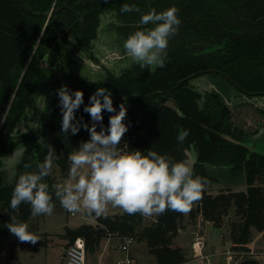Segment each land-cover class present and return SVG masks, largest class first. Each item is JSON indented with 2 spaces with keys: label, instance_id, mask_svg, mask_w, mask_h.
<instances>
[{
  "label": "trees",
  "instance_id": "1",
  "mask_svg": "<svg viewBox=\"0 0 264 264\" xmlns=\"http://www.w3.org/2000/svg\"><path fill=\"white\" fill-rule=\"evenodd\" d=\"M16 1L34 12H46L63 4L68 6L51 16L36 15L9 0H0V155L22 142L61 128L57 89L62 84L82 90L84 103L89 102L90 94L97 87H107L117 110L121 102L127 105L125 121L129 127L121 137L123 151L138 148L146 152L151 148L181 160L188 157L187 150L194 145L197 153L194 174L205 177L207 183L200 198L189 207L190 218L201 215L215 226H223L232 242L231 249L237 253L248 252L247 243L254 232L263 231L264 235V153L246 145L220 93L203 95L191 83V78L182 79L191 74L208 73L222 76L239 92L264 94V0ZM125 2L137 5L140 11L122 12L120 8ZM173 5L179 10L181 24L169 39L163 66L141 68L134 63L120 75L108 70L106 77L97 81L67 69L66 63L75 47L92 51V40L98 35L105 10L119 11L117 15L126 21L128 36L137 28L145 27L138 24L142 13ZM81 14L82 21L78 20ZM69 26L71 29L61 37ZM210 68L214 71L209 72ZM42 83H47L55 93L52 118L36 129L17 132L35 88ZM102 112L103 124L107 126L112 113ZM76 117H83L84 121L90 115L81 105ZM185 129L188 135L180 142L177 135ZM88 138L89 132L83 128L76 134L58 137L44 149L28 148L17 177L22 172L38 171L37 164L43 162L49 144L55 153H68ZM216 166H222L224 175L230 178L243 175L246 189H226L215 194L208 191L209 183L218 178L212 174ZM44 180L53 193L54 209H60L59 199L54 195L55 179L49 173ZM15 182L4 185L0 172V236L11 233L6 224L12 216L28 223L32 215L29 203L22 202L17 209L10 207ZM147 216L125 211L100 215L97 216L99 225L67 226L64 234L72 242L77 236H83L90 255L97 251L103 236L117 235L145 240L156 257L153 264H184L186 254L180 246H173V242L184 226L185 213L166 208L145 223ZM101 226L107 230L98 232ZM241 256L250 257L247 253Z\"/></svg>",
  "mask_w": 264,
  "mask_h": 264
},
{
  "label": "clouds",
  "instance_id": "2",
  "mask_svg": "<svg viewBox=\"0 0 264 264\" xmlns=\"http://www.w3.org/2000/svg\"><path fill=\"white\" fill-rule=\"evenodd\" d=\"M120 10L140 11L137 5L127 2ZM178 11L173 5L142 13L138 24L145 27L137 28L124 39L123 48L141 68L164 65L169 39L181 24ZM57 95L62 113L61 130L76 134L83 126L89 132V138L69 154L70 179L54 186V195L65 209H84L90 215L100 216L106 214L110 202L129 214L152 215L163 213L166 208L187 212L191 203L200 198L207 179L194 174V155L174 160L167 153L151 148L146 152L138 148L131 151L120 148L121 137L129 127L125 121L127 105L121 102L117 110L107 87H97L88 103H84L82 90L71 89L67 84L57 89ZM81 105L93 121L90 125L83 117H76ZM102 110L112 113L107 126L103 124ZM187 135L185 129L178 133L177 140L183 142ZM54 155L55 150L49 144L43 162L37 164L38 171L18 175L9 202L12 209L24 202L30 204L32 215L53 212V193L44 177L50 173ZM10 219L6 226L19 240L35 243L40 239L29 231L26 222L15 216Z\"/></svg>",
  "mask_w": 264,
  "mask_h": 264
},
{
  "label": "rangeland",
  "instance_id": "3",
  "mask_svg": "<svg viewBox=\"0 0 264 264\" xmlns=\"http://www.w3.org/2000/svg\"><path fill=\"white\" fill-rule=\"evenodd\" d=\"M118 13L119 11L116 9H107L101 14L98 35L92 40V51L79 46L75 47L66 63V67L70 72L97 81L105 78L108 70L120 75L126 67L136 63L123 48V41L127 37L126 26H124L126 25V21L122 20L117 15ZM191 83L203 95L214 91L220 93L222 99L229 107V117L234 125L243 133L242 136L245 137L244 142L246 145L253 150L264 153V131H261L264 129V94L248 95L239 92L222 76L208 73L192 77ZM54 99L55 93L47 83L38 85L28 102L22 119L18 123L17 132L31 131L32 129H36L43 121L52 118ZM203 103L202 99L201 104L203 105ZM120 148L122 149V147ZM72 151L74 150L68 151V153H55L54 155L50 173L55 179L56 184L64 183L70 179L69 168L71 161L69 154ZM214 169L212 174L218 178L216 181L209 183L208 191L215 194L220 190L243 189V175L230 178L224 175L225 171L222 169V166H216ZM213 175L211 176L213 177ZM229 185L232 186L230 187ZM120 212H124L122 208L113 206L110 202L108 203L106 213ZM188 213L189 210L187 211ZM40 216H44V218L41 217L40 219ZM152 216L153 214L148 215L145 223H148L152 219ZM199 217L203 218L199 215L195 219H191V223L187 221V218L184 219L182 222L184 226L180 228L178 235L174 238L173 246H184L180 247L183 248L187 257L191 255L188 252V249H191L190 243L192 244L200 240L202 249L205 244L202 240L203 238L200 237L204 226L199 225L198 220L201 222ZM92 219L93 217L84 209L70 211L62 205L60 209H53L50 215H32L27 223L29 231L35 232L40 230L39 234H36L40 239L35 243L21 241L18 238L11 241L9 236L13 235L12 233L3 234L0 236V249L2 245H5L7 256L0 253V264H65L61 254L62 252L65 253L72 241L64 234L66 227L69 226H64V224L66 221L70 222V228H76L85 223L92 224L93 226L99 225L98 219L97 222L90 223ZM185 223L191 224V228L188 227L186 229ZM199 226L202 228H199ZM217 227H220L216 234L219 237L215 238V234L212 233L211 229H208L209 233L206 236L207 250L213 252L211 256L205 259L206 257L202 254L200 258L203 259L193 258L189 264H239L235 261L236 259L232 256V253V255L229 252L227 253L230 246L226 232H224L225 228L223 226ZM196 230L199 231L197 232ZM252 239L251 252L247 255L252 256V252L258 254L260 264H264V235H260L259 237L253 235ZM104 244L105 238L101 242L102 246ZM118 244L121 245L120 239L114 237L109 244V253H118ZM130 244L131 254L137 260L136 264H153L155 262V254L151 251L145 240L137 241L133 238ZM102 246L99 245L94 255H90L87 251V264H96L98 259L97 254L103 251ZM243 254L246 255V253ZM197 256L199 255L197 254ZM122 257L120 253L115 257H111V260L116 264L117 260Z\"/></svg>",
  "mask_w": 264,
  "mask_h": 264
},
{
  "label": "water",
  "instance_id": "4",
  "mask_svg": "<svg viewBox=\"0 0 264 264\" xmlns=\"http://www.w3.org/2000/svg\"><path fill=\"white\" fill-rule=\"evenodd\" d=\"M17 5H19L20 7H22L23 9H25L27 12L32 13V14H48L49 16L53 15L55 12H57L58 10H60L61 8L68 6L67 4H63L61 6L58 7H53L51 8L49 11L46 12H34L28 8H25L24 6H22L21 4H19L16 0H9ZM78 20H84V15L81 14L80 19ZM71 29V26H69L64 33L61 35V37H63L69 30ZM209 72L214 71V69L210 68L208 69ZM195 74H191L187 77H185L182 80L185 79H190L192 77H194ZM226 77H228L232 82L233 79L231 77H229L228 75H225ZM234 85L236 87H238V85L233 82ZM239 88V87H238ZM84 122H87L89 125L91 123H93V121L91 120V118L84 120ZM84 127L81 126L80 129H83ZM71 134L70 130L69 132L66 134L64 133L61 128L50 133L49 135H46L44 137L35 139V140H31V141H26V142H22L20 144H18L16 147H14L11 151H9L6 154L0 155V172L3 173V183L4 185H10L13 184L17 178V173H18V167L22 161V158L24 157L26 150L28 148H32V149H37L38 147H40L41 149H44L48 143L55 141L58 137L61 136H66ZM187 155L191 156L194 155L196 157V161H197V153L196 150L194 148V145H191V149L187 150ZM196 163V162H195ZM194 167V166H193ZM220 229V227H216V230ZM107 228L104 226H101L98 229V232L100 231H106ZM241 264H260L258 259L256 258H246L243 259L241 261Z\"/></svg>",
  "mask_w": 264,
  "mask_h": 264
},
{
  "label": "crops",
  "instance_id": "5",
  "mask_svg": "<svg viewBox=\"0 0 264 264\" xmlns=\"http://www.w3.org/2000/svg\"><path fill=\"white\" fill-rule=\"evenodd\" d=\"M228 180V179H227ZM232 180H234V179H232ZM243 183H244V185H243V189L242 190H245L246 189V182H245V180L243 179ZM230 186V185H229ZM232 186V185H231ZM230 186V187H231ZM232 190H235V189H232ZM238 190H241V189H238ZM124 211V210H123ZM121 213V212H120ZM185 213V217H184V219H186L187 218V221L189 222V223H191V218H190V216H189V213L187 214V212H184ZM106 214H118V213H106ZM103 215V214H102ZM32 216V215H31ZM30 216V217H31ZM91 217H93V219H92V221L90 222V223H94V222H97V216L96 215H90ZM41 217H43L44 218V216H40V219H41ZM30 219V218H29ZM199 219H201V222H200V220H198V222H199V225L200 226H204L203 227V231L200 233V237H202L203 239V242L205 243L204 244V247H203V249L201 250V252H200V250H197L196 251V249H195V242H193L192 244L190 243V245H191V249L189 250L188 249V252H189V255H190V257L188 256H186V261L184 262V264L186 263V264H189L192 260L191 259H193V258H200V256H197V254L198 253H202L203 255H204V257H206L205 259H207L209 256H211V254L213 253V252H210V251H208L207 250V242H206V236H207V234L209 233V230L208 229H211L212 230V233H214L215 234V238L216 237H219V235L218 236H216V234H217V232L219 231V229L218 230H216V227L217 226H215L214 224H213V222H210V221H208V220H204V222L202 223V221H203V218H201V217H199ZM29 221V220H28ZM187 223V222H186ZM185 223V226H187L186 227V229L188 228V227H190V225L189 224H186ZM66 225H69L70 226V222H67L66 221V223L64 224V226H66ZM199 226V228H202V227H200ZM191 228V227H190ZM222 228V227H221ZM39 231L40 230H37V231H35V232H33V233H35V234H39ZM197 232L199 231V230H196ZM195 231V232H196ZM224 232H226V230H224ZM223 232V233H224ZM13 234V233H12ZM11 235V234H10ZM254 235L256 236L257 235V237H259L260 235H263V231H255L254 232ZM114 237H118L119 239H120V241H121V245L120 244H118L117 245V249H119V252L117 253H115V254H112L111 252L109 253V244H110V242L113 240V238ZM9 238L11 239V241H13V240H17V237L13 234V235H11V236H9ZM105 238V244H104V246H102L101 245V242L103 241V239ZM228 238V237H227ZM205 240V241H204ZM253 240V239H252ZM252 240L250 241V242H248L247 243V247L250 249L248 252H241V253H237L235 250H233V249H231V245H232V242L228 239V241H229V250H227V253L229 252V254H231L236 260L235 261H237L239 264H241V261L243 260V259H246V258H243V256H241V255H243V253H247V254H249V252H251V244H252ZM101 242H100V246H102V252L100 253V254H97L98 255V259H97V262H96V264H114L113 262H112V260H111V257H115L117 254H120L121 253V256H124L125 255V253H124V251L121 249V246H122V243H123V238H121V237H119V236H117V235H106V236H103L102 237V239H101ZM4 243V242H3ZM131 245V244H130ZM129 245V250H128V253H129V255L133 258V256H132V254H131V246ZM180 246H182V245H180ZM182 247H184V246H182ZM116 249V250H117ZM183 249V248H182ZM108 252V253H107ZM198 252V253H197ZM0 253L1 254H4V255H6L7 253H6V247H5V245H2V248L0 249ZM253 254H252V256H250L249 258H251V257H253V258H256V259H258V261H259V259H260V257H259V255L258 254H255L254 252H252ZM64 252H62V260L64 261V263L65 264H67V262H66V260H65V257H64ZM7 256V255H6ZM134 259V258H133ZM200 259H203V258H200ZM119 260V259H118ZM117 260V261H118ZM136 261L137 260H135L134 259V262H135V264H136ZM260 263V262H259ZM117 264V263H116Z\"/></svg>",
  "mask_w": 264,
  "mask_h": 264
},
{
  "label": "built area",
  "instance_id": "6",
  "mask_svg": "<svg viewBox=\"0 0 264 264\" xmlns=\"http://www.w3.org/2000/svg\"><path fill=\"white\" fill-rule=\"evenodd\" d=\"M132 237H124L121 249L125 255L117 261V264H135L134 259L129 255V245L132 242ZM195 249L202 250L200 240L195 242ZM199 256L202 253H198ZM67 264H87L86 240L82 236H77L74 241L68 246L64 254Z\"/></svg>",
  "mask_w": 264,
  "mask_h": 264
}]
</instances>
